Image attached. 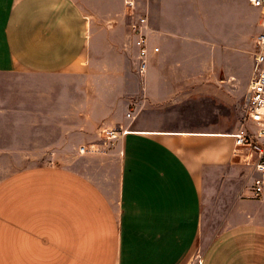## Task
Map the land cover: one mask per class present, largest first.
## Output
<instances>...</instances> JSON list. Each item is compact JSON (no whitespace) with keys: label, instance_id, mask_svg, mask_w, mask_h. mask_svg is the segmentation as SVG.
<instances>
[{"label":"crops","instance_id":"obj_1","mask_svg":"<svg viewBox=\"0 0 264 264\" xmlns=\"http://www.w3.org/2000/svg\"><path fill=\"white\" fill-rule=\"evenodd\" d=\"M134 8L0 0V264H190L204 235L199 264H264V187L248 197L233 137L261 12Z\"/></svg>","mask_w":264,"mask_h":264},{"label":"built area","instance_id":"obj_2","mask_svg":"<svg viewBox=\"0 0 264 264\" xmlns=\"http://www.w3.org/2000/svg\"><path fill=\"white\" fill-rule=\"evenodd\" d=\"M125 7L134 14L135 0H123ZM261 12V29L255 42L253 67L245 97L246 127L234 134L235 150H244V166L249 170L248 197L258 199L264 187V0H249ZM146 19L138 17L131 25V34L138 49L140 73H143L147 55V40L144 35ZM158 49L154 48L156 52ZM125 133V132H121ZM112 138L115 133L111 132ZM80 152H83L81 149Z\"/></svg>","mask_w":264,"mask_h":264},{"label":"rangeland","instance_id":"obj_3","mask_svg":"<svg viewBox=\"0 0 264 264\" xmlns=\"http://www.w3.org/2000/svg\"><path fill=\"white\" fill-rule=\"evenodd\" d=\"M239 93H240V97L234 103L233 107H234L235 112H236L235 114H236L237 120L240 122V128H242V127L245 128L246 127V110H245L246 109L245 108L246 88L241 87L239 90ZM47 158L45 157L43 162H45L47 160ZM49 160L51 161V163L57 162L56 157H50ZM216 223H217V221L210 220V225H209L210 234L215 232ZM201 231H203V230H201ZM204 231H208V229H205ZM210 238H211V235H204L203 237H201L199 239L197 245L195 246V249L193 250V252H191L189 257L187 258V260L189 261L190 264H199V261H200L201 256H202V252L205 248L206 243L208 242V240Z\"/></svg>","mask_w":264,"mask_h":264}]
</instances>
